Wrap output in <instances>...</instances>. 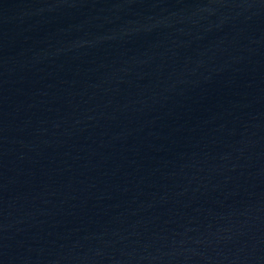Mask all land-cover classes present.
Here are the masks:
<instances>
[{"label":"water","instance_id":"water-1","mask_svg":"<svg viewBox=\"0 0 264 264\" xmlns=\"http://www.w3.org/2000/svg\"><path fill=\"white\" fill-rule=\"evenodd\" d=\"M0 264H264V0H0Z\"/></svg>","mask_w":264,"mask_h":264}]
</instances>
